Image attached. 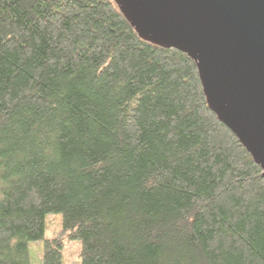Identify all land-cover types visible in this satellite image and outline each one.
<instances>
[{"label": "trees", "instance_id": "16d2710c", "mask_svg": "<svg viewBox=\"0 0 264 264\" xmlns=\"http://www.w3.org/2000/svg\"><path fill=\"white\" fill-rule=\"evenodd\" d=\"M62 229L44 237V219ZM264 264V176L185 53L113 0H0V264Z\"/></svg>", "mask_w": 264, "mask_h": 264}, {"label": "water", "instance_id": "95a60500", "mask_svg": "<svg viewBox=\"0 0 264 264\" xmlns=\"http://www.w3.org/2000/svg\"><path fill=\"white\" fill-rule=\"evenodd\" d=\"M138 36L185 53L208 108L264 176V0H113Z\"/></svg>", "mask_w": 264, "mask_h": 264}, {"label": "rangeland", "instance_id": "374dc122", "mask_svg": "<svg viewBox=\"0 0 264 264\" xmlns=\"http://www.w3.org/2000/svg\"><path fill=\"white\" fill-rule=\"evenodd\" d=\"M62 229L60 213H52L44 219V237L50 238L60 233ZM42 239L32 241L29 245L30 264H41ZM78 244L74 243L69 248L62 251V264H78L77 258Z\"/></svg>", "mask_w": 264, "mask_h": 264}]
</instances>
